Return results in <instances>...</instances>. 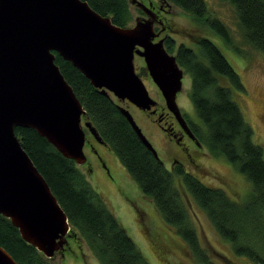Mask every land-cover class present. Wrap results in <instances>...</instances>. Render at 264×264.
<instances>
[{
  "label": "trees",
  "instance_id": "trees-1",
  "mask_svg": "<svg viewBox=\"0 0 264 264\" xmlns=\"http://www.w3.org/2000/svg\"><path fill=\"white\" fill-rule=\"evenodd\" d=\"M84 1L101 15L111 17L118 26L127 27L134 21L129 0ZM167 1L214 30L235 52L244 54L231 40L229 27L211 16L205 0ZM224 1L237 14L243 42L264 53V0ZM198 45V52L182 46L177 58L193 78L190 97L205 127L198 135L213 156L225 158L251 182L252 191L242 201L234 200L221 187L205 183L195 173L171 172L143 144L116 100L94 87L70 61L54 53L56 64L87 111L84 118L95 126L142 192L185 240L193 257L202 264H215L212 258L232 264L212 245L203 247L191 215L190 196L238 255L264 264V148L255 142L254 129L233 99L231 89L221 82L228 78L234 88L244 90L240 75L212 40L202 37ZM15 132L67 213L72 233L100 264H151L73 159L65 157L34 128L17 126ZM0 246L19 264H49V259L27 243L2 214Z\"/></svg>",
  "mask_w": 264,
  "mask_h": 264
},
{
  "label": "water",
  "instance_id": "water-1",
  "mask_svg": "<svg viewBox=\"0 0 264 264\" xmlns=\"http://www.w3.org/2000/svg\"><path fill=\"white\" fill-rule=\"evenodd\" d=\"M129 1L153 14L142 1ZM158 35L150 17L136 18L133 26H118L84 0H0V214L47 258L64 250L76 234L15 128H34L78 165L87 161L85 128L104 143L95 126L83 122L87 111L56 64L54 51L102 93L128 99L144 111L157 104L142 79L149 72L168 107L180 113L176 97L185 70L162 39L154 41ZM135 54L146 61L140 72ZM118 106L143 144L161 160L131 111ZM0 264L19 263L0 246Z\"/></svg>",
  "mask_w": 264,
  "mask_h": 264
},
{
  "label": "rangeland",
  "instance_id": "rangeland-1",
  "mask_svg": "<svg viewBox=\"0 0 264 264\" xmlns=\"http://www.w3.org/2000/svg\"><path fill=\"white\" fill-rule=\"evenodd\" d=\"M205 1L211 16L219 18L229 27L232 36L231 40L234 45L240 46L244 51V54L235 52L221 37L220 40H215L230 64L240 75L245 88L244 90L234 88L228 78H222L221 82L224 86H228L231 89L233 99L240 106L246 121L254 129L255 142L264 148V53L243 42L237 14L228 2L224 0ZM173 10L177 13L180 12L178 17L171 16L173 22L178 24V28L189 30L188 35L185 37L186 40H191L193 43V39L199 40L201 38L200 34L209 36L208 31L211 29L207 25L198 20L196 21L191 15L175 6ZM132 11L134 13V21L129 26L134 24L137 16L142 15L136 5H132ZM190 82V78L187 77L183 85V93L179 94V96L181 95L179 101L186 109L197 114L190 97ZM145 84L149 93L151 92L152 95L157 94V89L154 85H151V83ZM123 106L125 105L123 104ZM128 108L144 134L157 149L161 160L168 167L171 154L168 151L172 148L169 146V141L165 139L162 131L152 123L151 119L132 106ZM89 136L96 143L94 146H98L99 152L107 161L113 174V179L108 178L102 168L95 163L93 174L86 169L85 165L79 166L86 173L92 185L103 195L110 209L115 213L149 262L151 264H202L193 257L188 244L177 233L176 229L166 222L153 200L142 192L113 150L100 142L98 143L91 134ZM88 145L86 144L84 151L91 161L94 162L95 159L90 152L92 149ZM198 162L201 164V168L196 170L195 174L205 183L225 189L234 200L242 201L251 193V182L225 158L206 154V156L200 155ZM182 188L186 190L185 185ZM190 197L193 200V204L190 207L191 215L203 247L207 248L209 244L212 245L226 255L232 261V264H256L247 256L238 255L235 252L232 243L217 232L206 212L192 196ZM133 201L141 208L144 214L143 219H141L140 214L133 205ZM69 245L70 248H67L64 255L57 251L52 258H48L49 264H100L84 244L82 250H79L73 240H69ZM74 250L77 253L74 254ZM212 262L215 264H227L217 258H212Z\"/></svg>",
  "mask_w": 264,
  "mask_h": 264
},
{
  "label": "flooded vegetation",
  "instance_id": "flooded-vegetation-1",
  "mask_svg": "<svg viewBox=\"0 0 264 264\" xmlns=\"http://www.w3.org/2000/svg\"><path fill=\"white\" fill-rule=\"evenodd\" d=\"M140 1L145 3L153 11V14L148 15L141 8L138 7L141 10L142 15L137 16L136 18L150 17L153 20L155 32L159 34L154 39L155 42L162 39L166 50L170 54L175 55L176 58H178L182 46L188 47L198 52L199 40L193 39L194 40L193 43L191 42V40H186L185 37L186 35H188L189 30L178 28L179 27L178 24L173 22V20L171 19V16L172 17L180 16V12L177 13L173 10L174 5L169 3L167 0H140ZM136 18H135V22H136ZM192 18L197 21L195 17ZM208 32H209L208 33L209 36L200 34V37L201 38L206 37L212 40L215 44H216L215 40L218 41V39L219 40L221 39L214 30L212 31L209 30ZM134 61L137 72H140L143 68H146V61L143 56L139 54H135ZM181 67L185 70L183 66ZM189 75L190 73H188L185 70L183 77V85L187 77H189L191 80L190 83L192 90L193 78L191 75L190 76ZM142 79L145 83H151V85H154L157 89L156 95H152V93L150 92L151 97L157 101V104L153 106L151 110H146V111L141 110L135 104L130 102L128 99L120 100L113 93H110V97H113L118 105L122 104L121 106H123L124 104L126 108L132 106L133 108L137 109L140 113L146 115L149 119H151L152 123L155 124L162 131V133L165 136V139L170 143L169 146L172 147L168 151L169 153H171L169 156L170 165L168 166L171 172L175 174L180 172L196 173L195 171L201 168V164L198 162L200 159V155L201 156L202 155L206 156V154L212 155L208 147L201 141L198 135V131L203 130L205 128L204 124L202 123V121L200 120L197 114L192 113L189 109H186L184 106L181 105L179 101L181 95L179 96V94L183 93V88L181 91L177 93L176 100L180 109V113L179 112L176 113L168 107L162 91L159 89V87L153 80L151 74L148 72L146 75L142 76ZM86 120L87 119L84 118L83 122H85ZM85 129L87 133V141L85 143V146L86 144H89L88 146L90 147V149H92V151L90 150V152L92 153V156L94 157L95 161L92 162L91 159L87 156V161L83 165H85L86 169L90 171L92 174L95 169V164L97 166H100L103 172L105 173V175L112 180L113 174L111 172V169L107 161L105 160L104 156L99 152L98 146L97 145L94 146V144L96 143L91 140L89 136V134L91 133L89 132V130L87 128ZM101 144L106 146L105 143H101ZM133 205L136 207L137 212L140 214L141 219H143L144 214L141 211V208L134 201H133ZM69 240H73L77 244L79 250H82L83 243L81 242L80 238L76 235L69 237L68 244L65 245L64 250H60L58 252H61L64 255L67 248L68 247L70 248ZM74 251H75L74 254L77 253L76 250Z\"/></svg>",
  "mask_w": 264,
  "mask_h": 264
}]
</instances>
